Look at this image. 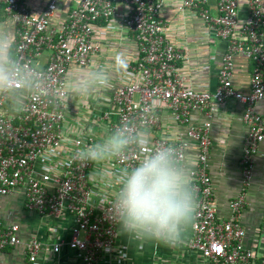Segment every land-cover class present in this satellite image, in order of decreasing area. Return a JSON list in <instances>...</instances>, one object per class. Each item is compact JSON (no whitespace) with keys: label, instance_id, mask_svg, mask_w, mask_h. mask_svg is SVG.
<instances>
[{"label":"built area","instance_id":"1","mask_svg":"<svg viewBox=\"0 0 264 264\" xmlns=\"http://www.w3.org/2000/svg\"><path fill=\"white\" fill-rule=\"evenodd\" d=\"M63 1L0 0V25L10 24L0 39V196L17 191L26 210L45 218L66 216L67 239H57L53 228L46 245L36 232L21 236L16 220L0 219V250L19 248L20 264H60L56 256L64 246L79 253L76 264H100L102 255L112 252L123 183L111 195H92V161L77 154L96 145L94 137L70 136L63 127L67 69L88 65L99 48L95 27L103 21L129 34L136 49L126 66L130 80L111 90L109 109L102 114L109 133L120 130L128 138L127 146L111 155L113 163L128 174L146 157L170 151L174 166L192 179L197 197L184 251L193 252L199 264H264L261 251L243 244L240 222L253 156L264 141V107L255 110L264 97L263 0H215L214 13L208 0H175L176 10L193 11L223 42L211 91L189 87L178 71L181 50L163 36L166 0H68L62 7ZM235 55L251 64L246 93L231 84ZM227 101L241 105L246 131L237 161L239 189L221 217L207 159L212 115ZM194 113L199 120L193 121ZM47 157L60 164L48 169L42 163L37 169L35 163Z\"/></svg>","mask_w":264,"mask_h":264},{"label":"crops","instance_id":"2","mask_svg":"<svg viewBox=\"0 0 264 264\" xmlns=\"http://www.w3.org/2000/svg\"><path fill=\"white\" fill-rule=\"evenodd\" d=\"M67 1H63L62 7L66 6ZM208 2L210 11L214 13L215 0ZM174 3L175 0H166L161 10L164 21L163 36L181 50L182 59L178 60L177 68L185 77V83L195 90L211 91L223 52V42L212 37L193 11L176 10ZM245 13L246 7L241 1L238 5V15L242 18ZM9 28L10 24L7 22L0 25V39ZM94 39L98 42L99 48L90 57L88 65L84 67L70 65L67 69L68 96L63 127L70 136L91 135L94 137V143L98 145L112 136L107 131L102 114L109 109L111 90L117 84L130 80L131 76L126 66L134 58L136 49L129 34L103 21L96 25ZM118 56L126 61L125 65L117 63ZM250 68L249 60L238 55L233 57L231 84L234 89L242 93L248 91ZM263 107L264 97L257 103L255 110L260 112ZM241 111V105L227 101L216 107L211 118L207 170L212 180L217 215L221 217L227 214V201L239 189L237 161L241 140L246 131L241 120ZM192 115L193 121L200 119L198 114ZM163 118V123L167 125L168 120ZM168 128L166 127V130ZM42 163L45 164L44 168L48 169L60 164L55 157H47L35 163L37 169H43L40 168ZM92 164V169L88 173L92 195L94 193L111 195L127 175L124 168L113 163L111 155L99 161H92ZM22 200L17 191L0 196V219L16 220L21 236L36 232L38 239L46 245L52 236L53 228L55 237L66 241L69 229V219L66 216L40 217L35 212L26 210ZM189 222L182 226L183 243L189 235ZM240 222L245 232L243 241L245 247L259 250L264 254V141L258 144L257 152L253 156V171L245 189ZM116 231L112 252L103 254L100 264H199L193 252L184 251L183 243L168 247L137 236L124 228L122 219L117 224ZM44 256L43 253L40 254V258ZM56 258L60 264H76L79 253L64 246ZM21 261L19 248L0 250V264H20Z\"/></svg>","mask_w":264,"mask_h":264},{"label":"clouds","instance_id":"3","mask_svg":"<svg viewBox=\"0 0 264 264\" xmlns=\"http://www.w3.org/2000/svg\"><path fill=\"white\" fill-rule=\"evenodd\" d=\"M117 63L123 66L126 61L118 56ZM127 144L128 138L117 130L103 144L89 146L77 156L99 161L118 155ZM191 185L190 176L174 166L170 151L146 157L123 180L117 207L124 228L168 247L182 244V226L197 212Z\"/></svg>","mask_w":264,"mask_h":264}]
</instances>
